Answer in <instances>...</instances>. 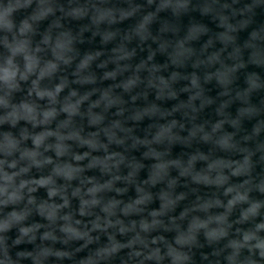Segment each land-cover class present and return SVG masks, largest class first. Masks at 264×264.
<instances>
[{
    "label": "clouds",
    "instance_id": "clouds-1",
    "mask_svg": "<svg viewBox=\"0 0 264 264\" xmlns=\"http://www.w3.org/2000/svg\"><path fill=\"white\" fill-rule=\"evenodd\" d=\"M0 264H264V0H0Z\"/></svg>",
    "mask_w": 264,
    "mask_h": 264
}]
</instances>
